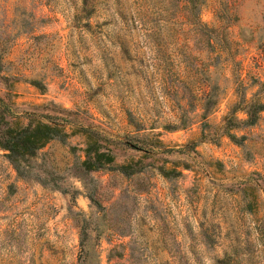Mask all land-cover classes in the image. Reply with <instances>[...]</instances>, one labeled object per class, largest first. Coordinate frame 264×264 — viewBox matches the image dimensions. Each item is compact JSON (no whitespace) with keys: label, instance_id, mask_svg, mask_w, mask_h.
Wrapping results in <instances>:
<instances>
[{"label":"rangeland","instance_id":"obj_1","mask_svg":"<svg viewBox=\"0 0 264 264\" xmlns=\"http://www.w3.org/2000/svg\"><path fill=\"white\" fill-rule=\"evenodd\" d=\"M0 97L66 132L63 191L0 148V264H264V0H0Z\"/></svg>","mask_w":264,"mask_h":264},{"label":"trees","instance_id":"obj_2","mask_svg":"<svg viewBox=\"0 0 264 264\" xmlns=\"http://www.w3.org/2000/svg\"><path fill=\"white\" fill-rule=\"evenodd\" d=\"M256 107L257 109L264 108V103L257 105L252 103L246 108L247 115L241 122L252 123L255 119L254 109ZM10 116L8 105L0 97V148L3 149L4 155L12 164L16 174L19 177H32L42 185L58 187L63 191L64 189L59 187L56 181L57 174L51 168H47L44 160L38 155L39 149L50 139L58 138L63 141L66 132L63 130L62 123L48 119V121L35 120L33 123L16 125L10 123ZM99 146L101 147V144L95 139L87 143L84 148L85 157L76 163L80 172H88L101 167H117L127 173L134 170L129 168V164H113V156L109 150L101 149Z\"/></svg>","mask_w":264,"mask_h":264}]
</instances>
